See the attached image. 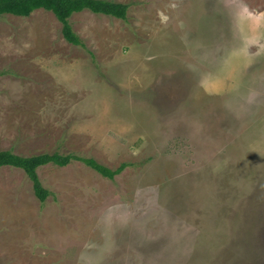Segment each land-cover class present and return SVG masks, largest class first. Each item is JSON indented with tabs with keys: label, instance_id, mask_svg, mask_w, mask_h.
Returning <instances> with one entry per match:
<instances>
[{
	"label": "rangeland",
	"instance_id": "obj_1",
	"mask_svg": "<svg viewBox=\"0 0 264 264\" xmlns=\"http://www.w3.org/2000/svg\"><path fill=\"white\" fill-rule=\"evenodd\" d=\"M0 18V264H264V0Z\"/></svg>",
	"mask_w": 264,
	"mask_h": 264
},
{
	"label": "trees",
	"instance_id": "obj_2",
	"mask_svg": "<svg viewBox=\"0 0 264 264\" xmlns=\"http://www.w3.org/2000/svg\"><path fill=\"white\" fill-rule=\"evenodd\" d=\"M130 5L111 0H0V18L6 15L28 18L34 12L44 10L53 13L62 24L63 38L72 46L87 50L85 42L74 31L71 19L75 14L90 12L95 15H104L122 21H128ZM74 161H79L95 170L103 177L114 180L120 175L126 165L112 170L94 159H85L72 154L60 153L42 154L32 157H22L12 151H0V167H11L23 170L33 184L34 194L44 204L51 196L40 180L38 171L48 165L66 167Z\"/></svg>",
	"mask_w": 264,
	"mask_h": 264
}]
</instances>
